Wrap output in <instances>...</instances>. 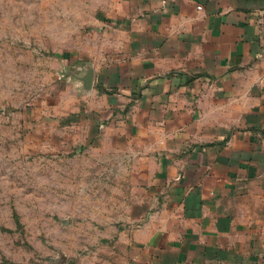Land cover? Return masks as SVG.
Instances as JSON below:
<instances>
[{
  "label": "crops",
  "instance_id": "crops-1",
  "mask_svg": "<svg viewBox=\"0 0 264 264\" xmlns=\"http://www.w3.org/2000/svg\"><path fill=\"white\" fill-rule=\"evenodd\" d=\"M106 24L63 80L146 194L133 264H264V0H115Z\"/></svg>",
  "mask_w": 264,
  "mask_h": 264
},
{
  "label": "rangeland",
  "instance_id": "rangeland-1",
  "mask_svg": "<svg viewBox=\"0 0 264 264\" xmlns=\"http://www.w3.org/2000/svg\"><path fill=\"white\" fill-rule=\"evenodd\" d=\"M114 2L0 0V264L134 263L146 194L87 146L63 80L106 52Z\"/></svg>",
  "mask_w": 264,
  "mask_h": 264
},
{
  "label": "water",
  "instance_id": "water-1",
  "mask_svg": "<svg viewBox=\"0 0 264 264\" xmlns=\"http://www.w3.org/2000/svg\"><path fill=\"white\" fill-rule=\"evenodd\" d=\"M91 69H89V71L87 72V74L82 78L84 83H86L87 85L90 84L91 81Z\"/></svg>",
  "mask_w": 264,
  "mask_h": 264
},
{
  "label": "built area",
  "instance_id": "built-area-1",
  "mask_svg": "<svg viewBox=\"0 0 264 264\" xmlns=\"http://www.w3.org/2000/svg\"><path fill=\"white\" fill-rule=\"evenodd\" d=\"M198 9H201V6H198Z\"/></svg>",
  "mask_w": 264,
  "mask_h": 264
}]
</instances>
